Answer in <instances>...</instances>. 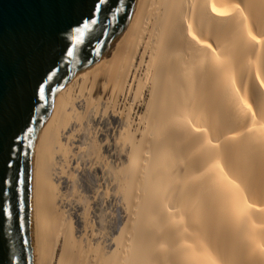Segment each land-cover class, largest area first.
I'll list each match as a JSON object with an SVG mask.
<instances>
[{
	"label": "bare ground",
	"instance_id": "obj_1",
	"mask_svg": "<svg viewBox=\"0 0 264 264\" xmlns=\"http://www.w3.org/2000/svg\"><path fill=\"white\" fill-rule=\"evenodd\" d=\"M215 2L218 7L239 4L253 34L258 39L261 37L256 25L264 23V0ZM203 3L204 0H137L136 10L121 39L58 90L47 122L43 123L35 140V157H32L30 212L37 264H184L185 250L178 247L181 239L188 245L201 240L219 253L223 264H264V253L258 249L253 251L254 245L248 242L249 228L256 225L252 232L255 243L264 245V231L259 228L264 224V211L250 213L248 224H242L227 216L221 217L218 202L204 203L191 212L186 203H177L176 207L181 209L175 216L179 238H174L175 233H162L149 219L153 188L159 184H174L192 174L187 161L174 150L173 141L161 130L163 108L187 100L189 106L207 120V124L201 126H209L224 103L210 80L185 81L182 78L180 49L168 53L172 63L165 66L162 37L173 21L180 16L192 20L203 18L204 38L215 36L232 52L227 71L234 77L240 96L253 110L258 104L264 105V89H260L255 80L257 65L264 60V40L255 46L240 42L236 39L239 25L207 17ZM261 79H264V70ZM127 94L131 95V101L120 109V100ZM79 102L82 105H78ZM99 105L102 114L110 111V116L118 114L123 128L120 142L119 137L116 142L119 150L114 149L120 161L115 158L119 163L114 162L111 177L125 216L107 244L101 238L86 239L84 230L87 228H81L82 232L78 224L74 225L66 206L73 186L71 174L67 173L71 171L67 169L81 146L75 144V125L89 124L91 118L98 115ZM73 120L77 123L69 125ZM94 137L87 139L82 147L99 159L102 144ZM212 142L216 143L215 139ZM224 171L230 179H235L233 173L243 176L256 195L250 194L245 184H241V194L249 197V203L264 207V198L259 195L264 192V148L238 140ZM80 215L84 216V212ZM194 218L198 222L194 223Z\"/></svg>",
	"mask_w": 264,
	"mask_h": 264
},
{
	"label": "snow or ice",
	"instance_id": "obj_2",
	"mask_svg": "<svg viewBox=\"0 0 264 264\" xmlns=\"http://www.w3.org/2000/svg\"><path fill=\"white\" fill-rule=\"evenodd\" d=\"M36 7L40 10L39 23L22 55L10 54L0 34V264H35V245L29 238L28 153L35 157L34 141L40 131L36 125L47 122L44 115L49 97L67 78L69 68L90 64V57L99 55L108 43L106 38L130 21L136 10L135 0H38ZM202 7L209 18L239 25L236 39L240 42L255 46L264 40V23L256 25L261 32L258 39L239 4L218 7L215 0H204ZM202 20L180 16L162 37L165 66L172 63L168 53L180 49L182 78L210 80L224 102L209 126H201L207 120L187 100L163 108L161 130L173 141L174 150L184 157L192 173L174 184L156 185L151 192L150 222L162 233H175L174 238L181 235L175 231V216L181 211L177 203H186L191 212L204 203L218 202L221 217L242 224H248L250 213L264 211L241 194V184H245L249 193L256 195L247 180L235 173V179H230L224 171L238 140L264 148V105L258 104L253 110L240 96L234 77L227 71L232 52L215 36L204 38ZM9 60L13 68L10 78L6 74ZM262 70L264 60L259 61L255 72L260 89H264ZM259 195L264 198V192ZM193 222L198 221L194 218ZM256 228L250 226L248 242L254 245L253 251L264 253V245L256 244L252 235ZM259 228L264 231V224ZM178 247L185 250L184 264H223L219 253L201 240L188 245L181 239Z\"/></svg>",
	"mask_w": 264,
	"mask_h": 264
},
{
	"label": "rangeland",
	"instance_id": "obj_3",
	"mask_svg": "<svg viewBox=\"0 0 264 264\" xmlns=\"http://www.w3.org/2000/svg\"><path fill=\"white\" fill-rule=\"evenodd\" d=\"M121 100L119 103L120 105L119 108L123 109L125 105H128L129 104L128 102L131 101V95L127 94L126 97ZM78 105H82V102H79ZM100 107L101 106L99 105L98 111L101 110ZM98 111L96 112V114L98 115H94L91 118V121L89 122V124L91 122L92 123L90 125L87 124V122L83 121L89 126H87L85 123H82L83 125L81 124L78 126V123L75 122V120H73L69 124L71 125L73 122L77 123L75 125L76 126L75 127V131H76L75 132V139H76L75 144H79V146L80 145L81 146H80V152L70 164V167L73 171L70 169V167L67 169V171H71L67 173L71 174L70 182H72L73 186L71 187L70 194H69L71 198L69 196L68 197L70 199L68 197L66 198V206H67V209H69L68 212L71 213V216L75 222L74 225L77 226L78 224L80 231H82L81 228H83V230L87 228L86 230H84V232H86V234H84L86 239L88 237L89 241H95V239L99 240L101 238L100 240L102 241L106 240L107 242L104 241L103 243L107 244L108 242L110 243L112 241L113 235H115L120 223L124 219L123 216H125V210L123 209L124 206L123 204L121 205V202H120L121 199L117 195V193L116 195L114 193V191L116 190H115V185L112 183L113 179L111 177L112 176L111 168L112 166L116 165L114 164V162L119 163L117 161L120 159L116 157L114 149L119 150V148L116 147V142L118 140V137H119V142H120V139L123 135V128H122V124L120 122V117L118 114L117 115L113 114L110 116V113L112 114L111 111L109 114L106 113L108 115L102 114L100 113V111L99 112ZM87 129L89 132H87ZM93 135H95V137ZM92 137H94L95 139L97 138L96 140L97 141L99 140L98 143L100 145L102 144L100 146L102 147L100 150V154L102 155H100L99 159L93 155L92 157L91 154L86 152L87 150L86 147H82L83 143H85L87 139L89 141V139H91ZM83 149H85L84 150L85 152L83 151ZM115 158L116 160L117 159L118 160L116 161ZM110 163H112L113 165ZM108 165L109 167L110 166L111 167L109 168ZM72 174H73V177H72ZM83 212H84V216L87 215L86 216L87 219L86 217L80 215V213L82 214ZM78 214L80 218L78 217ZM82 217L86 219V221ZM76 220L79 221L80 223L79 222L77 223ZM83 220L86 223H84ZM76 229L78 228L76 227Z\"/></svg>",
	"mask_w": 264,
	"mask_h": 264
},
{
	"label": "water",
	"instance_id": "obj_4",
	"mask_svg": "<svg viewBox=\"0 0 264 264\" xmlns=\"http://www.w3.org/2000/svg\"><path fill=\"white\" fill-rule=\"evenodd\" d=\"M135 0V5H136ZM38 0H0V34L3 35L7 48L10 54L16 53L22 55L26 50L28 38L32 31L37 27L39 23L40 10L36 7ZM133 14V13H132ZM131 14V17H132ZM130 17V20H131ZM130 21H125L120 27L115 29V32L107 37L108 43L103 45L99 55H93L90 57L91 63H84L83 65L73 64L67 74V78L61 80L57 86V91L49 97L48 112L44 115V118L48 116L56 94L65 84L72 80L76 75L82 72L84 69L92 65L94 62L103 57L124 35L127 31ZM13 68L11 60H9L6 66V74L11 77ZM43 124H37L36 127L41 129ZM35 143V141H34ZM29 155L28 165V219L31 221L30 202H31V175H32V155L31 151ZM29 238L33 240L32 222L29 229ZM35 264L36 253H35Z\"/></svg>",
	"mask_w": 264,
	"mask_h": 264
},
{
	"label": "built area",
	"instance_id": "obj_5",
	"mask_svg": "<svg viewBox=\"0 0 264 264\" xmlns=\"http://www.w3.org/2000/svg\"><path fill=\"white\" fill-rule=\"evenodd\" d=\"M76 140V139H75ZM66 188V187H65Z\"/></svg>",
	"mask_w": 264,
	"mask_h": 264
}]
</instances>
